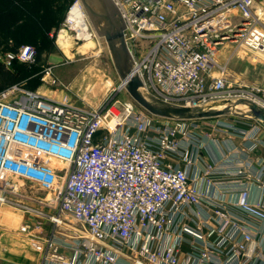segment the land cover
<instances>
[{"label":"built area","instance_id":"1","mask_svg":"<svg viewBox=\"0 0 264 264\" xmlns=\"http://www.w3.org/2000/svg\"><path fill=\"white\" fill-rule=\"evenodd\" d=\"M112 2L143 95L202 111L244 104L243 117L213 126L239 143L207 135L208 119L159 118L117 98L128 79L89 110L13 86L0 95V207L28 183L58 206L53 224L68 216L82 226L46 238L40 264H264V122L249 115H264V84L231 80L218 58L228 42L264 53L256 1ZM75 6L85 12L76 0L66 28L79 46ZM6 60L33 65L36 51L25 45ZM211 145L224 148L216 161L204 155Z\"/></svg>","mask_w":264,"mask_h":264},{"label":"rangeland","instance_id":"2","mask_svg":"<svg viewBox=\"0 0 264 264\" xmlns=\"http://www.w3.org/2000/svg\"><path fill=\"white\" fill-rule=\"evenodd\" d=\"M255 1V10L264 25V0ZM75 2L0 0V95L18 86L58 100L66 99L87 110L103 108L115 97L120 77L105 38L97 35L94 42L77 46L76 32L66 28ZM89 22L94 29L90 19ZM25 45L36 51L35 63L26 66L16 62L9 66L7 55L17 54ZM220 50L218 58L221 65L227 64L231 80L264 84V53L235 50L229 42ZM117 95L121 100L133 101L125 91ZM135 105L141 108L136 102ZM240 116L244 115L228 111L221 118L206 120L207 135L222 139L213 128L216 122H230ZM259 154L264 157V151ZM21 193L20 197L0 207V264H40L46 238L54 232L83 231L82 226L68 216H63L61 227L50 221L58 206L47 204L48 193L28 183L22 184ZM26 224L31 231L22 233L20 228Z\"/></svg>","mask_w":264,"mask_h":264},{"label":"water","instance_id":"3","mask_svg":"<svg viewBox=\"0 0 264 264\" xmlns=\"http://www.w3.org/2000/svg\"><path fill=\"white\" fill-rule=\"evenodd\" d=\"M80 1L82 2L97 35L105 38L120 79L123 81L128 79L126 85L128 94L142 109L155 117L184 120L212 119L223 116L228 112V110L202 111L185 107H176L145 97L139 91L142 86L140 79L136 75L129 78V75L131 74V62L123 36V29L127 27L112 0ZM105 3H108V5L111 3L113 11L108 9ZM116 19L120 20L121 25L118 24ZM246 20L247 19H245L244 22ZM242 26V24L239 25L235 34L239 33V29ZM233 38H235V36ZM249 115L264 122V115L258 110H252Z\"/></svg>","mask_w":264,"mask_h":264},{"label":"bare ground","instance_id":"4","mask_svg":"<svg viewBox=\"0 0 264 264\" xmlns=\"http://www.w3.org/2000/svg\"><path fill=\"white\" fill-rule=\"evenodd\" d=\"M70 18L74 21V27L78 31V37L83 41V43L94 42L90 38L89 24L86 18V14L83 9H80L79 6H75L70 14ZM142 93V90H139ZM143 94V93H142ZM224 109L223 106L217 108L216 110ZM233 109L242 114L248 113V107L244 104H238L236 107L233 106Z\"/></svg>","mask_w":264,"mask_h":264},{"label":"crops","instance_id":"5","mask_svg":"<svg viewBox=\"0 0 264 264\" xmlns=\"http://www.w3.org/2000/svg\"><path fill=\"white\" fill-rule=\"evenodd\" d=\"M221 135L222 139H217L221 144L224 143V139L228 140L230 142V145H236L239 143L240 139L233 137L232 135ZM224 150V148L222 149V147L220 146H214L211 145L210 147H208V149L206 151H204V155L207 159L211 160V161H216L217 159H219L222 151Z\"/></svg>","mask_w":264,"mask_h":264},{"label":"flooded vegetation","instance_id":"6","mask_svg":"<svg viewBox=\"0 0 264 264\" xmlns=\"http://www.w3.org/2000/svg\"><path fill=\"white\" fill-rule=\"evenodd\" d=\"M105 5L107 6L108 9H110L111 11H113V7H112L111 3H109V5H108V3L107 4L105 3ZM116 21L118 22V24L121 25L120 20L116 19Z\"/></svg>","mask_w":264,"mask_h":264},{"label":"trees","instance_id":"7","mask_svg":"<svg viewBox=\"0 0 264 264\" xmlns=\"http://www.w3.org/2000/svg\"><path fill=\"white\" fill-rule=\"evenodd\" d=\"M16 62H18V61H14L13 64H15ZM24 65L28 66L27 64H24Z\"/></svg>","mask_w":264,"mask_h":264}]
</instances>
